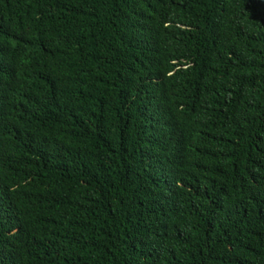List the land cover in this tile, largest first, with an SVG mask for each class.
Returning a JSON list of instances; mask_svg holds the SVG:
<instances>
[{
    "label": "trees",
    "instance_id": "obj_1",
    "mask_svg": "<svg viewBox=\"0 0 264 264\" xmlns=\"http://www.w3.org/2000/svg\"><path fill=\"white\" fill-rule=\"evenodd\" d=\"M0 264H264V0H0Z\"/></svg>",
    "mask_w": 264,
    "mask_h": 264
}]
</instances>
